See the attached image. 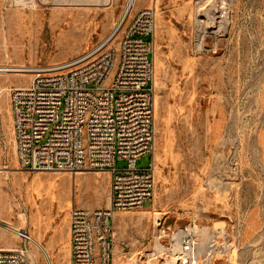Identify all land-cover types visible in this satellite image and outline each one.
<instances>
[{"label": "rangeland", "instance_id": "obj_1", "mask_svg": "<svg viewBox=\"0 0 264 264\" xmlns=\"http://www.w3.org/2000/svg\"><path fill=\"white\" fill-rule=\"evenodd\" d=\"M106 1L0 0V66L70 61L107 42L129 0ZM156 1L155 149L138 163L146 170L153 158L154 193L144 209L111 220L113 264H176L168 239H157L160 221L172 230L196 221L203 264H264V0ZM152 4L136 0L131 17ZM130 21L108 47L118 49ZM198 23L208 37L196 49ZM29 80L0 75V90H10L0 95V244L19 248L7 228L18 229L43 249L35 257L31 244V264H70V210L108 208L110 178L21 169L10 96ZM211 239L216 246L204 262Z\"/></svg>", "mask_w": 264, "mask_h": 264}, {"label": "built area", "instance_id": "obj_2", "mask_svg": "<svg viewBox=\"0 0 264 264\" xmlns=\"http://www.w3.org/2000/svg\"><path fill=\"white\" fill-rule=\"evenodd\" d=\"M12 1L23 5L53 2ZM234 1L224 3L228 6ZM132 14L133 9L125 18L131 21L118 49L107 46L117 31L79 58L26 68L29 82L11 90L13 144L21 169L109 175L108 208L70 210L71 264H113L111 220L116 213L144 209L153 199V158L146 170H138V163L147 155L153 157L155 149L157 9ZM197 27L196 49L208 37L201 23ZM117 161H124L126 168L116 169ZM18 238L19 248L0 249V264H31L32 237L18 231ZM157 239H168V253L176 264H203L196 221L174 230L160 221ZM212 239L204 262L216 246Z\"/></svg>", "mask_w": 264, "mask_h": 264}, {"label": "bare ground", "instance_id": "obj_3", "mask_svg": "<svg viewBox=\"0 0 264 264\" xmlns=\"http://www.w3.org/2000/svg\"><path fill=\"white\" fill-rule=\"evenodd\" d=\"M104 0H55V3L59 6H64L65 4H72V3H83V4H86V3H91L93 5H102L101 3L103 2ZM106 1V0H105ZM104 1V2H105ZM111 1V0H110ZM136 0H129V3L125 9V12L123 14V17L119 23V25L117 26L116 28V31H118L120 29V27L122 26L125 18L129 15L130 11L133 9V5L135 3ZM141 0H137V2H140ZM103 2V3H104ZM107 2V1H106ZM105 2V3H106ZM35 6V5H34ZM70 6V5H69ZM115 31V32H116ZM28 68V67H24V66H0V75L1 74H4V73H16V74H23V76L25 77V69ZM22 76V75H20ZM10 90L8 88H5V89H1L0 90V95L2 93H5V92H9ZM155 159V158H154ZM8 231H10L14 236H18V229H14V228H7ZM31 244L33 245L34 247V250L32 252V255H34L35 257L38 256L37 253L39 252H43V249L41 247V245L39 244L38 241L36 240H33L31 241ZM155 248V247H154ZM211 252H212V249H211ZM153 257V256H152ZM150 258V257H149ZM210 261V259H208ZM132 264V263H131Z\"/></svg>", "mask_w": 264, "mask_h": 264}, {"label": "crops", "instance_id": "obj_4", "mask_svg": "<svg viewBox=\"0 0 264 264\" xmlns=\"http://www.w3.org/2000/svg\"><path fill=\"white\" fill-rule=\"evenodd\" d=\"M147 5H144L142 8H139L137 12H135L134 14H137L139 11L143 10V9H146ZM155 7L157 9V1L154 0V4H152V6L150 8H153ZM157 13H158V10H157ZM155 40V39H154ZM155 42V41H154ZM153 61H154V58H153ZM155 63V62H154ZM155 65V64H154ZM69 244H70V233H69ZM0 249H5L3 248V246L0 244ZM70 264H71V251H70Z\"/></svg>", "mask_w": 264, "mask_h": 264}]
</instances>
